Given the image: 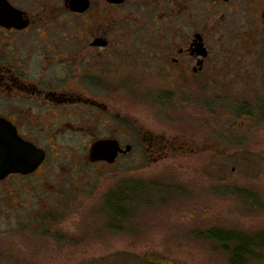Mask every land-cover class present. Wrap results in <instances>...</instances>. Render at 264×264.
I'll return each instance as SVG.
<instances>
[{"label":"flooded vegetation","instance_id":"obj_1","mask_svg":"<svg viewBox=\"0 0 264 264\" xmlns=\"http://www.w3.org/2000/svg\"><path fill=\"white\" fill-rule=\"evenodd\" d=\"M138 105L164 117L146 124L131 111ZM190 106L210 112L199 127L203 143L192 133L156 129L170 125L165 116L171 108L183 111ZM262 122L264 0H0V136L44 154L33 172L0 177V220H6L8 233H37L38 250L60 255L56 264L195 263L167 247L163 239L182 236L176 233L160 236L157 246L139 254L132 251L141 248L137 245L104 246L96 232L81 233L78 227L73 231L70 224L61 230L65 213L78 207L74 190L50 188L43 192L44 197L55 193L50 208L40 206L43 197L35 198L26 215L25 199L15 202L9 186L19 191L20 186H79L82 181L86 186L87 169L79 167L86 153L88 165L111 166L139 147L153 164L176 157L226 158L240 152L235 149L246 141L251 127ZM101 140L117 142L124 153L112 164L90 163V147ZM244 155L253 162L251 158L264 157V152ZM260 172L253 173V179L264 180V170ZM211 175L215 196L218 186L234 184L233 174L221 168H212ZM230 190L237 192H226ZM238 191L243 204L260 206L259 194L248 188ZM110 201L115 212L103 211L99 222L102 232L106 226L114 238L120 236L121 223L135 217L121 213L117 198ZM211 209L204 213L196 204L189 218L209 216L210 230H203L199 220L196 230L187 232L190 238H205L232 254L235 247L229 239L250 242L261 237V230L251 235L236 229L239 225L231 224L223 209ZM9 215L12 221H7ZM102 215L108 216L105 222L100 221ZM90 252L97 256L90 257ZM74 254L82 257L72 262Z\"/></svg>","mask_w":264,"mask_h":264},{"label":"rangeland","instance_id":"obj_2","mask_svg":"<svg viewBox=\"0 0 264 264\" xmlns=\"http://www.w3.org/2000/svg\"><path fill=\"white\" fill-rule=\"evenodd\" d=\"M131 111L146 124L164 117L159 115L156 109H147L146 106L138 105L135 110ZM209 113L201 106H190L183 111L171 108L170 116H165L170 125L155 127L173 131L174 134L192 133L198 136L200 143H203L205 138L199 135L201 132L199 127L202 124L201 120L209 118ZM169 122L163 124H169ZM205 130L210 132L212 128L208 126ZM241 132L244 135L243 130ZM246 137V141L240 144L241 147L235 149L240 152L222 159L203 156L176 157L170 161L153 164L149 162L139 147L134 154L120 158L112 166L100 163L88 165L86 153L79 164L80 170L87 169L89 179L86 186L85 181L80 182L79 186H20V191L16 189V186H9L8 191L11 192L9 196L16 199L15 202L25 199L24 214L28 215L29 210L33 209V206L29 204H32L35 198L43 197L45 203L41 202L40 206L45 204L47 209L50 208L55 193L51 194L52 196L47 195L48 197H44L43 193L48 190L52 191L50 188L63 191L74 190L73 197L77 198L78 207L65 213L68 217L61 224L64 226L61 230H66L65 228L70 224L73 231L78 227L80 232L82 230H88L90 233L96 232L100 235V241L104 246L129 248L137 245L141 248L137 247V250L132 249V251L139 254L144 252L146 247L157 246V243L162 241L160 236L171 237L173 233H176V236L178 234L182 236L163 239L167 247H172L170 249L176 252V256H188L195 264H230V254L224 253L222 249L205 238L196 239L187 235L188 231L196 230V222L202 218L200 213H197L194 219L189 218L197 203H200V208L204 213L211 212V208L217 206L223 209V214L226 212L231 224L239 225L236 229L249 231V234L261 230L259 239H250L253 249L249 253L251 255L243 259V264H264V247L255 248L254 245L256 242L264 244V180L262 178L260 181L253 179V173L260 172V170L263 172L264 157H254V159L251 158L253 162H249L246 158L248 156L244 155L255 151L264 152V122L258 127H251ZM251 163L255 164L254 168H251ZM232 167L236 169L234 173L231 172ZM212 168H221L228 174H233L234 179L232 187L218 186L217 196H215L211 182ZM254 182H261L260 186H248L249 183ZM23 188L25 192L22 191ZM229 188H234L237 192L232 193L231 190L226 192ZM247 188L251 190L250 192H254L256 197L259 194V207L252 209L247 206L248 202L243 200L245 203H242V192L238 189ZM32 192H34L33 195H28ZM110 198H117L121 201L117 208L122 214H132V218L135 217L131 222L121 223L120 236L114 238L109 236L110 233L106 226L104 229L106 233L102 232L103 223L99 222V215L103 211L106 215L115 212L111 201L108 202ZM17 214L20 213H15ZM12 215H9L7 221L13 220ZM106 215L100 216V221L105 222L108 217ZM70 220L73 222L70 223ZM201 221L203 230H210V217L206 216ZM8 225H10L9 222ZM7 227L6 220L4 219L3 222L0 220V264H56L61 262L60 255L55 252L38 250L40 245L37 244L39 242L37 233H8ZM98 253L101 254V252ZM89 256L97 255L90 252ZM81 257L74 254L72 262Z\"/></svg>","mask_w":264,"mask_h":264},{"label":"water","instance_id":"obj_3","mask_svg":"<svg viewBox=\"0 0 264 264\" xmlns=\"http://www.w3.org/2000/svg\"><path fill=\"white\" fill-rule=\"evenodd\" d=\"M119 152L123 151L117 142L97 141L90 147L88 161L112 164ZM43 157V152L30 144L0 136V177L8 173H31L39 166Z\"/></svg>","mask_w":264,"mask_h":264},{"label":"trees","instance_id":"obj_4","mask_svg":"<svg viewBox=\"0 0 264 264\" xmlns=\"http://www.w3.org/2000/svg\"><path fill=\"white\" fill-rule=\"evenodd\" d=\"M229 243L235 247V251L230 254V264H243V259L249 257L251 254L250 251L253 249V244L246 239L242 238H231ZM255 246L264 247L263 243H255Z\"/></svg>","mask_w":264,"mask_h":264}]
</instances>
